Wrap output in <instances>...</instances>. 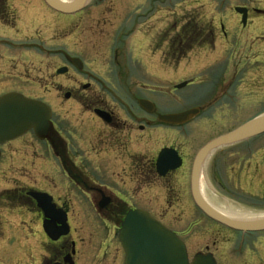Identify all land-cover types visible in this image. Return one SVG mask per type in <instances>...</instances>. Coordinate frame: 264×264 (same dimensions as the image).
Wrapping results in <instances>:
<instances>
[{
  "label": "flooded vegetation",
  "instance_id": "obj_1",
  "mask_svg": "<svg viewBox=\"0 0 264 264\" xmlns=\"http://www.w3.org/2000/svg\"><path fill=\"white\" fill-rule=\"evenodd\" d=\"M157 2L159 0H153L149 9L156 8ZM163 2L168 4V0H160L159 3ZM147 9L142 16H148ZM246 13L248 16L249 13L259 12L248 8ZM53 14L60 20L62 16H72L51 10L44 0H0V62L7 64L5 70H0V84L5 87L0 96L19 93L35 98L26 92V85L34 82L25 79L27 70L24 67L31 63L28 56L34 51L39 52L40 59L43 56L57 57L60 65L54 69L56 78L70 73L72 88L64 92V98L68 96L66 101H78L80 93L89 92L99 84L94 75L84 70L82 60L81 69H78L69 60L78 58L69 55L62 47L52 49L51 37L40 40L33 37L31 30H35L36 24L49 31ZM22 29L25 30L23 39L18 42L16 36ZM220 30L222 40L230 43L223 26ZM179 31L166 43V56L172 59L167 62L171 64L180 60ZM206 35L204 43L191 44L192 50H211L213 39L211 35ZM235 40L238 41V38ZM15 52H22V69L17 68ZM12 63L15 65L10 66ZM62 68H66L64 75H57V70ZM72 68L78 73L74 74ZM221 73L193 76L189 81L170 85L168 92L162 91L159 84L152 88L147 84L145 95L132 93L131 96L129 87L125 89L126 85L122 86L124 81L119 85L120 89L128 91H124V95L117 91L114 77L107 84H99L101 94L108 98V106L94 104L85 108L92 123L89 132H85L82 126L72 130L59 128L52 118L44 141L38 140L30 131L14 141L1 144L0 226L2 229L6 225L10 228L21 226L23 232L26 229L25 264H124L125 253L118 231L130 211H144L175 233L184 243L189 260L196 254H211L219 264L218 259L223 256L251 253L249 244L254 252L264 250L263 237H248L247 233L230 229L204 215L192 193L193 165L199 151L212 139L233 131L245 122L209 138L204 126L194 124L186 130L187 123L179 125L159 121V116L186 110H199L189 122L201 114H207L215 121L218 115L228 117V113L235 111L226 110L229 89L239 93L244 77L232 75L227 79ZM251 79L254 81H250L253 89L257 88V83L264 81V77L258 76ZM182 82L186 85L176 89ZM58 87L60 84L56 83L53 91L61 95L63 91ZM185 88L197 93L206 88V96L194 100L183 111L173 112L180 110L176 108L179 105L176 93ZM258 92L255 91L256 94ZM165 98L168 100L164 101ZM135 110L141 115H136L138 111ZM28 135L31 142L24 140ZM261 135L220 148L205 157L197 178V190L205 204L217 210L205 199L201 191L202 183L207 197L216 206L222 201L237 212H249L255 208L254 198H259V193L264 191V178L260 175L264 145L260 146L258 142ZM169 138L186 140L180 146L163 143ZM37 147L42 149L39 154L34 150ZM161 153L163 162L159 165ZM218 155L221 157L216 160ZM28 167L35 168L39 174L31 175ZM244 195L250 196L251 200H243ZM42 207L46 208V214ZM195 212L199 213L197 219H191ZM12 216L19 218L18 221ZM44 225L55 231L67 227V234L52 240L45 234ZM207 238H211L210 244ZM3 248L5 243L0 239V252Z\"/></svg>",
  "mask_w": 264,
  "mask_h": 264
},
{
  "label": "rangeland",
  "instance_id": "obj_2",
  "mask_svg": "<svg viewBox=\"0 0 264 264\" xmlns=\"http://www.w3.org/2000/svg\"><path fill=\"white\" fill-rule=\"evenodd\" d=\"M152 1L90 0L89 4L81 10L80 15L62 16L63 19L60 20V18L57 19L56 14H53L50 17L49 31L48 29L42 30L39 28V24H36L35 30L32 28L31 33L35 39L39 40L51 37L52 49L62 47L69 55L82 60L84 70L94 75L99 84H107L115 77L116 89L122 95H124V91H128L120 89V84L123 81L124 85L122 86L126 85L125 89L129 87L131 96L132 93L145 95V85L147 84L150 88L159 84L162 91L168 92L172 84L183 80L189 81L196 75L220 74L221 70V74L226 75L227 79H230L232 75L244 77V83L240 84L239 93L232 92V88L229 89L226 110L235 111L228 113V117L218 115L216 116L217 121H215L211 116L201 114L199 118L185 124L188 125L186 130H189V127L194 124L204 126L203 129L206 130V135L209 138L264 113V81L257 83L261 88L257 86L256 89H253L251 83L254 82L251 79L253 76L264 77V0H168V4L167 2L160 4L159 0L156 3V8L149 9ZM236 7L255 9L261 13L251 15L249 13L247 23L242 26L240 17L234 11ZM146 9L149 12L148 16L144 17L142 13ZM184 22H196L199 26H204L206 33L212 36V47L209 48L210 51L194 48L186 54H182L179 44L178 59L180 60L171 64V62H167L172 59L166 56V43H169V40L179 30L181 33ZM221 26L224 27L226 39L230 40V43L222 40ZM24 31L22 29L16 36L18 42L22 41ZM179 37L181 38V40L179 38V42L187 38L181 35ZM236 37L238 41L235 40ZM236 42L239 44L234 45ZM38 54V51H34L33 55H29L28 58L32 61L28 63L27 67L24 66L27 70L25 79L28 78V81L35 83L26 85V92L33 95L34 99L41 100L49 107L56 109L52 110V118L57 127H66L68 130H72L82 126L85 132H89L92 123L89 121L90 114L85 108L94 104L108 106V98L101 94L99 84L89 92L80 93L78 101H66L64 92L70 91L72 88L69 81V79L72 80L70 73L64 77L56 78L54 69L60 65L57 57L43 56L40 59ZM15 55L18 63L17 68H24L22 52H15ZM6 65L0 62V70H5ZM14 65V63L10 64V66ZM72 70L74 74L78 73L75 69L72 68ZM84 79L86 78L84 77ZM56 83L60 84L58 88L63 91L61 95L53 91ZM107 86L105 85V87ZM4 89L3 84H0V95ZM46 90H52V92L45 93ZM251 90L253 91L250 92ZM255 91L260 92L256 94ZM176 94L179 103L176 108L180 110H173V112L183 111L182 109L189 107L194 100L205 97L206 88L201 89L198 93L191 92L190 88H185ZM167 100L168 98L164 99V101ZM237 110L242 111L237 112ZM135 114L141 115V112L138 111ZM208 120L211 122L208 123ZM65 134L67 133L65 132ZM24 140L31 142L29 135ZM86 140L89 141L88 138ZM185 140L169 138L163 143L180 146ZM258 142L260 146L264 145V135L258 138ZM34 150L37 154L42 152L39 147ZM263 152L264 150L261 151V153ZM220 157L221 155H218L216 160ZM33 166L38 168L35 163ZM32 167H28V172L37 176L39 171ZM260 170V175L264 178V163L262 162ZM210 196L211 199H214L212 195ZM242 199L250 201L251 197L244 195ZM217 204L222 209L226 208L225 202L220 201ZM253 204L255 208L250 209L249 212L264 213V191L259 193V198H254ZM198 215L199 213L195 212L190 218L197 219ZM11 218L16 221L19 219L15 216ZM26 234V229L23 232L21 226L10 228L6 225L3 229L0 226V239H3L5 243V248L0 252L1 264L26 263L25 250L28 239ZM36 237H38V233H36ZM248 237L264 238V233ZM206 241L209 244L212 242L211 238H207ZM249 249L251 253L244 252L240 257L233 255L225 258L223 256L218 259L219 264H264V250L254 252L251 244H249Z\"/></svg>",
  "mask_w": 264,
  "mask_h": 264
},
{
  "label": "water",
  "instance_id": "obj_3",
  "mask_svg": "<svg viewBox=\"0 0 264 264\" xmlns=\"http://www.w3.org/2000/svg\"><path fill=\"white\" fill-rule=\"evenodd\" d=\"M88 1L45 0L51 9L63 14H72L82 10ZM235 11L242 14L244 25L246 23V10L236 8ZM69 60L78 69H81L79 60L72 58ZM64 72H66V68L57 71L58 74ZM185 85V83H182L176 88L181 89ZM97 113L102 115L99 111ZM197 114L198 110H188L179 114L159 116V120L169 124H183ZM50 118L51 110L41 101L28 99L17 93L0 97V144L12 141L29 130H33L36 136L43 140L47 134ZM262 133H264V114L242 125L235 131L208 143L198 153L193 165L191 185L196 205L212 220L242 232L264 231V219L250 222L235 221L205 204L197 190L198 171L205 156L214 150ZM162 162L163 153L159 156L158 164L161 165ZM36 198L39 199L40 197L36 196ZM43 211L45 214L47 213L46 208H43ZM44 230L52 238L66 233V230L60 232L58 229L56 236H52L54 230L47 229L45 225ZM119 241L126 254L124 264H216L211 255L204 256L201 254H197L189 263L184 244L179 238L142 211H133L127 214L119 230Z\"/></svg>",
  "mask_w": 264,
  "mask_h": 264
},
{
  "label": "trees",
  "instance_id": "obj_4",
  "mask_svg": "<svg viewBox=\"0 0 264 264\" xmlns=\"http://www.w3.org/2000/svg\"><path fill=\"white\" fill-rule=\"evenodd\" d=\"M204 26H199L196 22H184L182 26V30L180 35L187 37L183 39L184 41L179 42L181 48L180 52L183 54H186L190 49L192 50L191 44H199L204 43L206 40H204V37H207V31H205ZM206 35V36H203ZM181 40V38H180ZM183 43V44H182ZM185 43V44H184Z\"/></svg>",
  "mask_w": 264,
  "mask_h": 264
},
{
  "label": "bare ground",
  "instance_id": "obj_5",
  "mask_svg": "<svg viewBox=\"0 0 264 264\" xmlns=\"http://www.w3.org/2000/svg\"><path fill=\"white\" fill-rule=\"evenodd\" d=\"M64 2H69L70 0H63ZM201 191L205 197V199L213 206L215 207L217 210L221 211L223 214H225L227 217H230L231 219L234 220H241L244 222H250V221H258L261 219H264V213H245V212H237V211H233L231 209V207L228 205V203L226 202V208L222 209L221 206H216V204L211 201L206 194L205 191V187L204 184H201ZM213 200V199H212Z\"/></svg>",
  "mask_w": 264,
  "mask_h": 264
}]
</instances>
